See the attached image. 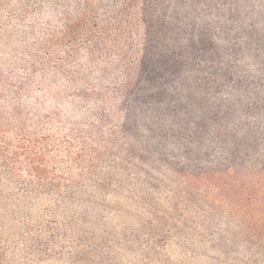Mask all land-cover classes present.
<instances>
[{
	"label": "trees",
	"instance_id": "16d2710c",
	"mask_svg": "<svg viewBox=\"0 0 264 264\" xmlns=\"http://www.w3.org/2000/svg\"><path fill=\"white\" fill-rule=\"evenodd\" d=\"M29 8L0 0V264H264V0H58L18 58Z\"/></svg>",
	"mask_w": 264,
	"mask_h": 264
},
{
	"label": "rangeland",
	"instance_id": "374dc122",
	"mask_svg": "<svg viewBox=\"0 0 264 264\" xmlns=\"http://www.w3.org/2000/svg\"><path fill=\"white\" fill-rule=\"evenodd\" d=\"M57 2H58V0H32L33 11H31L30 8H29L30 13L32 14V20L28 19L25 23H21L20 24L19 33H18L17 36L19 38H21L22 41L19 44V46H16L13 49L15 55L18 58H24V51H27L28 48L31 45V41H30V39H28L29 37L25 36V34L28 32L27 27L30 28V30L31 29L35 30V29L41 28V29L46 30V31L47 30L50 31V28H51L52 31H54L55 34L57 35L56 37H58V39H60V43H61V37L63 35L62 34L63 29H58V27H57V25H58L57 23L58 22H56L54 20L57 19L58 16H63V14H65V13H64V11L62 9H60V10L56 9V3ZM93 3L94 2H88V5L85 6V8H82V11L85 12L86 14H81V15H86L87 20H89V23L87 24V27H90L91 29H93V25L100 23V21H95L94 20L93 13L96 14V16H97L98 14H100V11L98 10L97 6H92ZM39 6L42 7V10L39 9ZM1 12H2V9H0V13ZM51 12H55V13L50 14ZM23 38H25V39H23ZM26 39H27V41H26ZM39 40H41V39H39ZM63 44L64 45L61 46V47H55L54 48L55 52L54 53L52 52L54 61L59 59L61 52L66 47V42L65 41H63ZM85 46L86 45L82 41L81 43L74 45V48L76 50H82V48H84ZM68 49L66 51H69ZM1 51L2 52H0V67H2V66L7 67L9 62L10 63L14 62V65H15V60H13L11 62V60L6 58L7 56H6L5 53H8L7 48L3 47V50H1ZM41 55L42 54L39 53L38 56L40 58L36 60V68H37V70H44V71H48L49 69L53 70V68L51 69V67H49V64H47L46 60L44 58H41ZM77 59H79L80 61H82L84 63V61L82 60L81 57H78ZM37 62L40 63V64H38ZM20 64H21V62H18V65L15 66L16 69H15V73L14 74H17V73L21 74L20 73L21 69L17 70L18 67L21 68ZM43 65H48V66L44 67ZM41 97H43L44 99H45V97H48V99H46V100L55 99L56 98V93L50 89L49 84H46L43 87V91L41 92L39 99ZM52 119H53V121H56L54 118H52ZM40 120L47 125V122L49 120H51V119L50 118L43 119V117H42V118H40ZM40 129H43V128H40Z\"/></svg>",
	"mask_w": 264,
	"mask_h": 264
}]
</instances>
